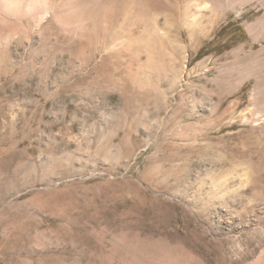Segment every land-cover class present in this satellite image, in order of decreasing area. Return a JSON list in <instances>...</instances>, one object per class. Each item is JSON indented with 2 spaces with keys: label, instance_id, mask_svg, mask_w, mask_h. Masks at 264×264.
Segmentation results:
<instances>
[{
  "label": "rangeland",
  "instance_id": "374dc122",
  "mask_svg": "<svg viewBox=\"0 0 264 264\" xmlns=\"http://www.w3.org/2000/svg\"><path fill=\"white\" fill-rule=\"evenodd\" d=\"M146 1L0 0V264H264V7Z\"/></svg>",
  "mask_w": 264,
  "mask_h": 264
},
{
  "label": "bare ground",
  "instance_id": "6f19581e",
  "mask_svg": "<svg viewBox=\"0 0 264 264\" xmlns=\"http://www.w3.org/2000/svg\"><path fill=\"white\" fill-rule=\"evenodd\" d=\"M141 2H142V4H143V6H144V8H145V11H148V13H149V11H151V10H149V8H151V7H149L150 5H149V3L145 0V1H142V0H140ZM151 1V0H150ZM199 1V2H198ZM197 1V9H193L194 11H192V13H193V15H194V17L192 18V19H187L190 23L189 24H191V23H194V24H199V22H200V20L198 19V15H204L205 14V10L206 9H209L210 7H212V5H218V4H231V5H237V4H239V5H241V6H243V5H245L246 3H248V2H250L251 0H211L212 1V3L213 4H211L210 5V0H198ZM109 3L108 5H106L105 7H106V14L108 13V11H109V9H113V11H116V10H120V9H115V8H117V6H118V3H120L121 2V0H104V3L103 4H105V3ZM260 2H261V4H262V6L264 7V0H260ZM101 4V3H100ZM113 5H115V6H113ZM120 6V5H119ZM152 6V5H151ZM194 6H196V4L194 5ZM221 6V5H220ZM225 6V5H224ZM226 7V6H225ZM216 8V7H215ZM214 8V9H215ZM228 8V7H227ZM230 8V7H229ZM243 8V7H242ZM115 9V10H114ZM212 9V8H211ZM153 11V10H152ZM119 12V11H118ZM225 12V11H224ZM120 13V12H119ZM141 13V12H140ZM146 13V12H145ZM148 13H146V14H148ZM208 14V13H207ZM108 17V16H107ZM110 18V17H109ZM112 18V17H111ZM110 18V19H111ZM146 18H148L147 16H146ZM145 18V19H146ZM130 19V18H129ZM137 19V18H136ZM131 20V19H130ZM134 21H136L135 19H133V21L132 22H134ZM155 21V20H154ZM158 20H156V25H154V27H150V28H148V30H152L151 32L153 33V34H156L157 36H167V34H168V30H166V29H164V28H161V27H159L158 25H159V23L157 22ZM144 22V21H143ZM142 22V23H143ZM153 22V21H152ZM147 23V22H146ZM259 23V22H258ZM144 24V23H143ZM151 24H153V23H151V21H150V25L149 26H152ZM132 25V24H131ZM131 25L129 26V27H131ZM147 25H148V23H147ZM147 25H145L144 24V26H147ZM259 26H260V23L258 24V25H256V23H251V24H249V26H248V28H249V30L253 33V36H254V39H260L259 38V36H258V34H257V32L256 31H258V30H260L259 29ZM261 27V26H260ZM147 28V27H146ZM129 30L127 31V34L128 35H131V34H133L134 33V29H130V28H128ZM145 29V28H144ZM115 31V30H114ZM145 32H143V34H141L142 35V37H143V35L146 33V35L147 34H149V32L147 33V31L146 30H144ZM115 32H117V33H119L118 32V30L117 31H115ZM115 32H114V34H115ZM125 32V31H124ZM150 32V33H151ZM137 33V32H136ZM135 34V33H134ZM125 35H126V33H125ZM145 35V36H146ZM118 36V35H117ZM154 36V35H153ZM153 36H151V38L153 37ZM120 37V36H119ZM129 37V36H128ZM138 37V36H137ZM137 37H135V38H137ZM141 37V38H142ZM155 37V36H154ZM153 37V38H154ZM115 38V37H114ZM117 38V37H116ZM135 38H133V39H135ZM119 39V38H118ZM132 39V38H131ZM136 40V39H135ZM141 40V39H140ZM260 40H264V38L263 39H260ZM129 41V40H128ZM111 42H113L112 40H111ZM138 42V41H137ZM116 43V42H115ZM130 43V42H129ZM132 43V42H131ZM140 43V42H139ZM139 43H135V44H139ZM109 44H111V43H109ZM135 44H134V47H135ZM151 44H153V43H151ZM262 44H263V42H262ZM115 44H111L110 45V49H112L111 47H113ZM132 45V44H131ZM130 44H129V46H131ZM109 46V45H108ZM124 46V45H123ZM126 46V45H125ZM124 46V49L126 48ZM156 46V45H155ZM130 48V47H129ZM132 48H133V46H132ZM128 49V48H127ZM135 49V48H134ZM139 49V48H138ZM141 49V48H140ZM132 50V49H131ZM262 51H264V47L263 48H261L259 51H256V52H253V53H251V54H249L248 55V57H247V59H248V64H247V67H249L250 69V71L249 72H254L253 74H255V72H257L256 74H257V80H258V82L261 80V78H262V75H260V73H259V68L257 69L256 67H264V58H259V55H260V53L262 52ZM137 52V51H136ZM139 52V51H138ZM263 70V69H262ZM261 71V70H260ZM262 73H263V71H262ZM255 74V75H256ZM258 87V86H257ZM261 89V88H260ZM262 95V92L261 91H258L257 93H255V95H254V99L255 100H258L259 98H260V96ZM259 103V102H258ZM261 103V102H260ZM261 114V113H260ZM263 116V115H262Z\"/></svg>",
  "mask_w": 264,
  "mask_h": 264
}]
</instances>
